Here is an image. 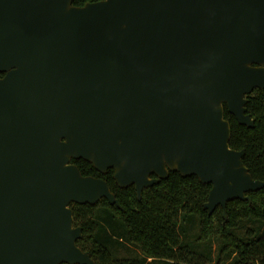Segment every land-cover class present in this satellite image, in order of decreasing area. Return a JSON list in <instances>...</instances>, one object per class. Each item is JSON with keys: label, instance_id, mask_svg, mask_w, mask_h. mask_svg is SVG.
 <instances>
[{"label": "water", "instance_id": "water-1", "mask_svg": "<svg viewBox=\"0 0 264 264\" xmlns=\"http://www.w3.org/2000/svg\"><path fill=\"white\" fill-rule=\"evenodd\" d=\"M0 0V264H96L72 204L120 206L170 170L212 184L204 207L264 188L231 148L253 128L264 0ZM155 176V178H153Z\"/></svg>", "mask_w": 264, "mask_h": 264}, {"label": "trees", "instance_id": "trees-1", "mask_svg": "<svg viewBox=\"0 0 264 264\" xmlns=\"http://www.w3.org/2000/svg\"><path fill=\"white\" fill-rule=\"evenodd\" d=\"M99 1L103 0H76L74 5ZM247 99L253 128L240 125L225 106L232 129L230 145L246 151L243 161L249 172L264 181V89L255 90ZM72 163L84 176L107 181L121 206L107 199L71 205L74 225L83 230L78 246L96 264L212 263L214 239L218 240L215 264H264V188L248 194L251 202L228 203L225 218L222 207L209 215L204 205L212 184H203L196 176L170 170L166 179L145 189L139 200L135 186L121 189L116 184L113 169L101 173L85 160ZM128 245L136 246L141 254L122 256L121 249L127 250Z\"/></svg>", "mask_w": 264, "mask_h": 264}, {"label": "rangeland", "instance_id": "rangeland-1", "mask_svg": "<svg viewBox=\"0 0 264 264\" xmlns=\"http://www.w3.org/2000/svg\"><path fill=\"white\" fill-rule=\"evenodd\" d=\"M189 240V238H188ZM217 245H218V240L217 239H214V244H213V248L215 249L214 251V255H213V259H212V263H208V262H204V264H215L216 261H217ZM121 253H122V256H128V255H132L134 253L136 254H141V251L136 247V246H133V245H128V249H121ZM203 260H205V258H203Z\"/></svg>", "mask_w": 264, "mask_h": 264}]
</instances>
